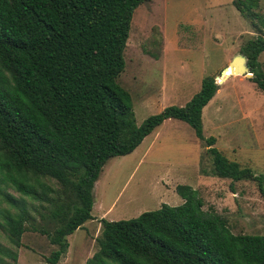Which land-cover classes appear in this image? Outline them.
<instances>
[{
    "label": "trees",
    "instance_id": "16d2710c",
    "mask_svg": "<svg viewBox=\"0 0 264 264\" xmlns=\"http://www.w3.org/2000/svg\"><path fill=\"white\" fill-rule=\"evenodd\" d=\"M147 1L0 0V230L20 247L36 211L28 200L47 211L54 200L46 179L56 180L68 193L67 202L50 212L58 225L30 228L56 246L45 264H57L67 236L94 218L92 190L107 160L133 152L170 118L189 124L205 145L212 161L205 174L254 180L264 197V174L228 159L214 146L216 138L203 134L202 110L218 89L214 76H204L184 105L166 106L136 123L131 95L117 77L125 67L133 13ZM233 4L258 17L259 0ZM263 51L264 35L240 49L250 80L262 91L257 58ZM227 74L230 67L218 83ZM175 190L180 205L162 204L117 221L101 218L97 250L84 264H264V234H235L223 216L203 208L196 190L183 184ZM7 259L16 261L17 254L0 242V264Z\"/></svg>",
    "mask_w": 264,
    "mask_h": 264
},
{
    "label": "rangeland",
    "instance_id": "374dc122",
    "mask_svg": "<svg viewBox=\"0 0 264 264\" xmlns=\"http://www.w3.org/2000/svg\"><path fill=\"white\" fill-rule=\"evenodd\" d=\"M255 13L258 17L243 15L233 0H150L139 5L131 19L125 67L117 77L131 95L136 123L166 106L184 105L204 76H214L218 89L203 109L204 136L215 137L214 146L228 159L264 174V91L245 75L217 81L248 40L264 35V0H259ZM257 60L264 71V51ZM211 167V157L192 127L177 119L165 120L133 152L103 165L92 190L94 218L67 236L68 248L57 264H84L92 256L101 218L129 219L162 204H182L175 190L178 184L196 190L203 208L223 216L231 232L264 234V197L256 181L205 174ZM46 182L53 188L54 202H47L46 211L28 200L30 207H36L28 227L51 231L58 224L50 212L55 203L67 202L68 193L56 180ZM7 190L19 197L14 189ZM30 228L18 248L0 230V242L17 254L16 261L7 259L9 264H45L56 248L46 235Z\"/></svg>",
    "mask_w": 264,
    "mask_h": 264
},
{
    "label": "water",
    "instance_id": "95a60500",
    "mask_svg": "<svg viewBox=\"0 0 264 264\" xmlns=\"http://www.w3.org/2000/svg\"><path fill=\"white\" fill-rule=\"evenodd\" d=\"M230 67V74L225 75V78L229 75H245L247 77H252L253 73L247 63V58L243 54L235 55L229 62L228 66L224 67L221 71L223 73ZM224 78V79H225Z\"/></svg>",
    "mask_w": 264,
    "mask_h": 264
},
{
    "label": "crops",
    "instance_id": "0c3cea01",
    "mask_svg": "<svg viewBox=\"0 0 264 264\" xmlns=\"http://www.w3.org/2000/svg\"><path fill=\"white\" fill-rule=\"evenodd\" d=\"M230 61H231V60H230ZM225 67H226V66H225ZM231 75H232V74H231ZM229 76H230V75H229ZM229 76H227V78H228ZM227 78H226V79H227ZM226 79H225V80H226ZM225 80H224V81H225ZM224 81H223V82H224ZM223 82H222V83H223ZM213 97H214V96H213ZM213 97H212V98H213ZM211 100H212V99H211ZM211 100H210V101H211ZM210 101H209V102H210ZM209 102H208V103H209ZM208 103H207V105H208ZM207 105H206V106H207ZM206 106H205V107H206ZM205 107H203V109H204ZM202 115H203V110H202ZM150 144H151V142L147 145L146 149H148V148L150 147Z\"/></svg>",
    "mask_w": 264,
    "mask_h": 264
}]
</instances>
